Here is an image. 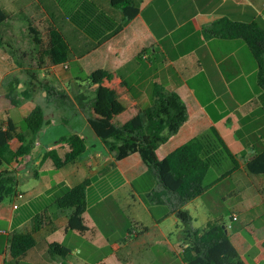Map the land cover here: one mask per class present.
I'll use <instances>...</instances> for the list:
<instances>
[{
  "label": "crops",
  "instance_id": "1",
  "mask_svg": "<svg viewBox=\"0 0 264 264\" xmlns=\"http://www.w3.org/2000/svg\"><path fill=\"white\" fill-rule=\"evenodd\" d=\"M92 1L123 29L100 46L75 25L69 28L74 44L62 30L74 60H87L90 73L100 68L118 72L132 85V96L142 109L153 105L156 84L178 93L187 106L188 121L158 148L159 159L215 127L242 163L229 177L235 187H241L243 175L263 178L246 168L256 154L264 153L258 65L242 40L217 37L210 30L220 19L264 22V0H137L140 12L130 21L110 0ZM0 3L7 11L3 0ZM66 78L80 89L51 94L45 90L31 98L27 109L29 114L34 106H42L48 124L36 137L33 153L13 164L19 185L23 181L27 188L0 206V264H185L179 212L191 216L189 207L195 200L182 203L166 190L139 153L116 159L89 123L91 100H78L82 95L92 99L94 93L81 78L71 73ZM6 98L0 94L5 112L0 123L14 121L10 112L21 106L5 104ZM54 125L69 127L72 133L50 137ZM72 134L86 139V152L75 163L52 170L49 161H42L44 154L65 151L62 139ZM22 165L24 172L19 170ZM87 179V230L81 232L69 227L72 208L62 207L59 200ZM252 231L253 241L242 232L236 234L241 242L247 240L242 252L252 254L251 260H264V222L258 221ZM17 233H32L37 240L21 260L11 253ZM50 243L65 246L69 256L53 257Z\"/></svg>",
  "mask_w": 264,
  "mask_h": 264
},
{
  "label": "trees",
  "instance_id": "2",
  "mask_svg": "<svg viewBox=\"0 0 264 264\" xmlns=\"http://www.w3.org/2000/svg\"><path fill=\"white\" fill-rule=\"evenodd\" d=\"M110 1L114 7L122 9L126 21L133 20L140 12L137 0ZM44 7L62 11L64 18L95 41L96 46L123 29V24L92 0H49ZM52 16L51 13L53 25L48 29L46 46L33 24L29 26L30 34L34 43L41 48L42 58L45 57L51 66L67 65L68 68V65L71 66V44L62 29L57 28ZM9 19L8 12L0 3V26ZM210 33L217 37L240 39L247 45L259 68L260 101L264 107V22L259 19L251 22L220 19L212 25ZM80 80L88 83L94 93L92 99L82 95L78 100L81 103L91 100L89 123L96 135L118 160L139 153L149 169L156 171L165 189L177 194L182 203L206 196L204 182L211 169L222 168L228 162L229 165L222 172L223 180L241 168L239 157L215 127L178 147L164 159H159L158 148L177 134L189 118L181 96L168 91L162 84L155 86L153 105L142 109L132 96L130 82L116 71L100 68ZM13 90L11 84L10 91ZM26 95L29 97L30 93ZM7 97L13 106L21 103L10 94ZM45 116L44 108L36 105L24 117L25 127L21 130L12 119L0 123V206L6 199L19 195V179L13 164L33 153L36 137L48 124ZM62 140L67 144L65 151H48L42 159L43 162L49 161L54 171L75 163L87 150L86 139L78 134ZM246 168L251 174L263 176L264 153L256 154L247 162ZM90 184L89 179L85 180L59 200L62 207L72 208L69 216L71 229L87 230L84 213ZM179 216L186 226L181 245L185 264H264L263 259L250 260V255L239 249L232 232L221 219L211 220L204 228L193 229L189 212L181 211ZM247 231L253 241L252 232ZM36 244L32 233H17L12 238L11 253L21 260ZM48 248L53 257L66 258L70 254V250L59 243H50Z\"/></svg>",
  "mask_w": 264,
  "mask_h": 264
},
{
  "label": "rangeland",
  "instance_id": "3",
  "mask_svg": "<svg viewBox=\"0 0 264 264\" xmlns=\"http://www.w3.org/2000/svg\"><path fill=\"white\" fill-rule=\"evenodd\" d=\"M3 2L10 19L0 26V94H10L21 101V106L13 108L10 112L11 117L21 129L25 127L24 117L28 114L33 96L38 97L45 90H48L50 94L57 90H79L80 87L75 80L66 78L67 74L71 73L75 78L85 79L92 69L87 60H74L72 50L70 70L64 66L53 70L50 68V62L45 57L42 58L41 48L34 43L29 26L33 24L37 28L46 46L48 29L53 25L51 13L57 26L62 28L74 44L69 34V28L74 25L64 18L63 12L57 8L46 9L44 5L48 4L49 0H17L16 2L3 0ZM8 66L10 71L7 69ZM78 82L81 81L78 80ZM11 84L14 87L12 92L10 91ZM26 93H30V96L28 97ZM7 103L12 104L9 98L5 99V104ZM4 113L0 104V115ZM50 118L55 117L50 115ZM68 133H72L69 127L54 125L50 137ZM228 165L229 163L225 162L224 168H213L209 171L204 182L207 188L206 196L197 198L189 207L191 216L194 218L190 226L193 229L204 228L211 220L221 219L220 221L232 232L233 240L239 249L245 252V242L248 247L247 240L241 242L236 234L242 232L245 239L251 241V235L248 234L247 229L252 231L253 225H256L258 221L264 222V189H262L264 175L263 178H247L243 175L242 185L238 188L235 187V182L231 178L221 179L222 172ZM19 170L24 172L25 166H20ZM26 188V183L22 181L18 190L26 191ZM234 217L238 220H234ZM185 228V224L181 221L179 232L181 231L182 244ZM262 250L264 252V247ZM251 258L250 255V260Z\"/></svg>",
  "mask_w": 264,
  "mask_h": 264
},
{
  "label": "built area",
  "instance_id": "4",
  "mask_svg": "<svg viewBox=\"0 0 264 264\" xmlns=\"http://www.w3.org/2000/svg\"><path fill=\"white\" fill-rule=\"evenodd\" d=\"M237 219V217H234V220H236Z\"/></svg>",
  "mask_w": 264,
  "mask_h": 264
}]
</instances>
